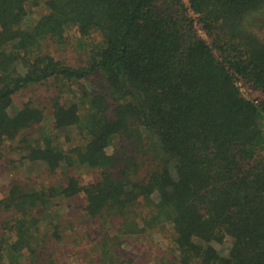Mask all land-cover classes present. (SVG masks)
Listing matches in <instances>:
<instances>
[{
	"label": "trees",
	"instance_id": "1",
	"mask_svg": "<svg viewBox=\"0 0 264 264\" xmlns=\"http://www.w3.org/2000/svg\"><path fill=\"white\" fill-rule=\"evenodd\" d=\"M263 111L264 0H0V264H264Z\"/></svg>",
	"mask_w": 264,
	"mask_h": 264
},
{
	"label": "rangeland",
	"instance_id": "2",
	"mask_svg": "<svg viewBox=\"0 0 264 264\" xmlns=\"http://www.w3.org/2000/svg\"><path fill=\"white\" fill-rule=\"evenodd\" d=\"M199 27V25H197ZM199 33L203 35L201 29ZM96 76L92 77L87 86L91 87L92 81ZM240 90L245 97L256 99L263 94L259 91L253 90L249 85L239 83ZM31 95L30 92H24L14 98L13 109L20 107L22 102L26 101ZM72 129H62L58 132L59 141L63 143L66 133H72ZM10 143H5L0 151V197L4 194V191L8 188L10 182L14 179L21 180L27 183H46L47 174L46 167L42 161H27L21 159L22 154L10 149ZM93 171L89 169L78 170V175L84 182H88L93 178ZM74 204H82V199H78ZM72 262L76 263V260L72 259Z\"/></svg>",
	"mask_w": 264,
	"mask_h": 264
},
{
	"label": "built area",
	"instance_id": "3",
	"mask_svg": "<svg viewBox=\"0 0 264 264\" xmlns=\"http://www.w3.org/2000/svg\"><path fill=\"white\" fill-rule=\"evenodd\" d=\"M261 127L264 131V111L261 113Z\"/></svg>",
	"mask_w": 264,
	"mask_h": 264
}]
</instances>
